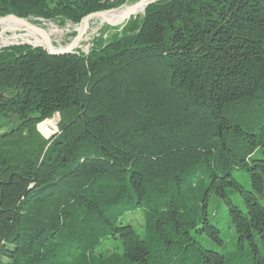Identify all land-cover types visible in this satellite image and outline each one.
<instances>
[{"label": "trees", "instance_id": "1", "mask_svg": "<svg viewBox=\"0 0 264 264\" xmlns=\"http://www.w3.org/2000/svg\"><path fill=\"white\" fill-rule=\"evenodd\" d=\"M130 1L0 0V17ZM262 148L264 0H159L89 53L0 48V264H264Z\"/></svg>", "mask_w": 264, "mask_h": 264}, {"label": "rangeland", "instance_id": "2", "mask_svg": "<svg viewBox=\"0 0 264 264\" xmlns=\"http://www.w3.org/2000/svg\"><path fill=\"white\" fill-rule=\"evenodd\" d=\"M138 1L139 0H131L130 2L124 4L123 6H121L119 8H121V9L125 8L126 6L132 5ZM114 9H117V8H114ZM110 10H112V9H110ZM115 11H117V10H115ZM145 11H146V9L144 11L141 10V11L137 12L123 25H119L117 27H112V26L111 27L112 28H120V31H122L125 28V26L128 24V22H130L132 19H137L139 17H142L145 14ZM111 12H113V11H111ZM111 12H107V13L109 14ZM27 20H29L32 24H34L36 26H39V27L46 29L48 32L52 28L57 30L58 32H55L51 37L53 39V43L56 47H64V46L70 44L74 40V38L76 37L78 30L80 28V25L83 21L82 20L78 24H74L70 21H67L64 24V23H62L61 19H57V20H53V21H49V20L46 21L44 19L33 18V20H30V19H27ZM101 23H102V21H100V18H96V19L91 20L90 27L88 28L87 33L85 34V37L83 38V40L80 42L81 46L79 48H77L75 51L81 50L85 53H89L90 48L92 47L93 39L99 34L101 28L104 25H107L104 23H103L104 24L103 25ZM13 25L14 26L12 28H14V29H9V30H5V27H7V26H5V27L0 26V48L9 47V46H13L16 44H18V45H24V44L31 45V44L26 42L27 39H30L32 41H36L38 38L39 39L41 38L40 36H38L37 33H35V32L33 33L30 30L24 29L25 28L24 25H21L19 23H15ZM48 120H52L54 122V126L52 127V135H51V136H53L55 133L58 132V123L60 120V115L56 114L53 118L48 119ZM39 128H40V126H39ZM254 157L255 158H261V157L264 158V148H262L261 150H258L255 153ZM235 175L237 177H239L240 180L248 186V180L245 179V171H243V170L242 171H236ZM231 195L237 204L241 203V197L237 191H231ZM260 201L264 204V196H262L260 198ZM209 212H210V218H211L212 222L215 225H217L221 230V234H222L223 239L226 242L227 249L233 248L235 241H236V233H235L234 226L231 223V219H230V215H229V207L226 204V202L223 199H219L217 197H214L212 202H211ZM197 237L199 239H203V237L201 235H197ZM204 243L206 246H208L210 248L222 249V247L219 246L214 241H212L210 243V242H207L205 240Z\"/></svg>", "mask_w": 264, "mask_h": 264}, {"label": "water", "instance_id": "3", "mask_svg": "<svg viewBox=\"0 0 264 264\" xmlns=\"http://www.w3.org/2000/svg\"><path fill=\"white\" fill-rule=\"evenodd\" d=\"M159 1V0H139L138 2L126 6V11L124 12L123 16L119 19V20H111L106 18L104 24H107L109 26L112 27H117L119 25H123L125 22H127L134 14L137 13V10L139 9V7H143V11L152 3ZM121 8H117V9H112V10H105V11H98L95 13H91L88 16H86L81 25L82 29L78 30V33L76 35V37L74 38V40L64 46V47H56L53 43V39L49 36V32L39 26H36L34 24H32L29 20L24 19V18H20L17 17L14 14L8 15V16H4V17H0V21H12L15 23H19L21 25H24V29L26 30H30L31 32H35L38 34V36H40L41 38L37 39L36 41H32L30 39H27V43L31 44L34 47H43L45 49H47V51L53 55V56H57V55H65V54H71L73 52H75V50L77 48H79L80 42L83 40V38L85 37V34L87 33L88 28L90 27V19L97 17V16H105L107 12H111V11H115V10H119ZM103 24V25H104ZM14 29V28H11ZM40 126V124H39ZM38 126V129L40 131V128ZM41 132V131H40ZM46 138H50V137H46Z\"/></svg>", "mask_w": 264, "mask_h": 264}, {"label": "bare ground", "instance_id": "4", "mask_svg": "<svg viewBox=\"0 0 264 264\" xmlns=\"http://www.w3.org/2000/svg\"><path fill=\"white\" fill-rule=\"evenodd\" d=\"M126 7L125 8H122V9H120V10H117V11H113V12H111V13H106V15L105 16H97V17H94V18H91L90 19V22H91V20L92 19H96V18H100V21H102V23L101 24H103L104 23V21H105V19L106 18H108V19H111V20H119L122 16H123V14H124V12L126 11ZM144 8L143 7H139V9L137 10V12H139V11H141V10H143ZM117 17V18H116ZM13 24H15V22H12V21H0V26H3V27H5V26H7V27H5V30H9V29H11L14 25ZM79 28V27H78ZM82 29V26H80V28H79V30H81ZM55 32H58L57 30H55V29H51L50 31H49V36L50 37H52V35L55 33ZM31 36V35H30ZM54 126V122L52 121V120H47V121H45V122H43L41 125H40V131L46 136V137H49V136H51L52 135V127Z\"/></svg>", "mask_w": 264, "mask_h": 264}]
</instances>
